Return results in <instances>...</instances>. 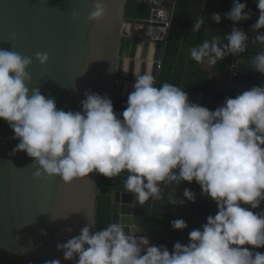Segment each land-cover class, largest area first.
Instances as JSON below:
<instances>
[{
	"label": "clouds",
	"instance_id": "1",
	"mask_svg": "<svg viewBox=\"0 0 264 264\" xmlns=\"http://www.w3.org/2000/svg\"><path fill=\"white\" fill-rule=\"evenodd\" d=\"M251 30L253 43L264 44V0ZM246 3L233 0L224 18L249 20ZM107 14L105 0H92L87 19L100 21ZM218 24L219 13L213 14ZM73 19L79 12L73 10ZM203 21L190 30H199ZM227 43L205 40L191 48L190 58L210 65L228 55L246 51V32L235 26L225 34ZM166 41V40H165ZM164 41V43H165ZM41 65L49 57L36 53ZM33 57L0 49V120L5 121L18 143L12 150L24 152L35 168L34 178L58 176L65 184L97 173L122 181L127 192L143 205L161 199V184L181 182L200 187V194L215 203L201 228L188 233V243L151 245L146 235L125 231L122 219L101 230L86 217L79 235L56 245L64 261L75 264H264V212H254L264 202V86H253L234 98H226L215 110L189 101L184 89L170 83L156 87L148 72L135 76L133 90L119 115L107 96L85 92L81 111L57 109L55 99L29 87L26 69ZM264 76V51L252 59ZM109 72L112 73L109 69ZM183 197L195 202L188 188ZM174 197L170 204H183ZM134 207V206H133ZM64 218H67L65 216ZM55 221L58 218L52 217ZM173 230L187 227L183 219L170 222ZM71 231V229H67ZM45 264H61L59 259Z\"/></svg>",
	"mask_w": 264,
	"mask_h": 264
},
{
	"label": "water",
	"instance_id": "2",
	"mask_svg": "<svg viewBox=\"0 0 264 264\" xmlns=\"http://www.w3.org/2000/svg\"><path fill=\"white\" fill-rule=\"evenodd\" d=\"M126 2L105 0L106 16L90 22L92 0H0V49L33 57L26 69L29 87L54 98L57 109L81 111L87 91L112 103L118 100L124 111L135 76L150 72L156 83L164 43L156 35L158 11L146 18L127 17ZM38 52L48 54L43 65L34 59ZM12 137L0 120V264L53 259L75 264L64 261L56 245L79 235L86 217L95 224L100 175L90 173L67 184L58 176L34 178L31 158L24 152L12 154L18 143ZM126 176L112 178L117 189L110 193L111 223L122 219L126 232L142 235L134 217L135 195L123 187Z\"/></svg>",
	"mask_w": 264,
	"mask_h": 264
},
{
	"label": "trees",
	"instance_id": "3",
	"mask_svg": "<svg viewBox=\"0 0 264 264\" xmlns=\"http://www.w3.org/2000/svg\"><path fill=\"white\" fill-rule=\"evenodd\" d=\"M183 1L179 0L178 6L176 7L174 11V15L171 18V26L169 29V32L166 37V46L162 51V75L160 77V84L162 85L164 79L167 77L166 73V67L167 63L170 60V58L174 57L177 50V46H175V43L177 42V39H175V31H173L174 26L177 25V20L179 21V14H181V11L185 9L183 7ZM207 2L208 8L206 11V16L203 19V23L201 24L199 30L197 32H189L186 33L187 41H190L189 44H187V47L182 49L181 56L183 54L187 53V62L190 65H197L198 63L195 62L190 58V49L193 47L200 46L203 41L207 40L211 42L212 40L209 39V34L211 32L212 21L216 19V17L213 14L219 13L221 15V21L220 25L224 28L223 34L221 38H218V41L220 45H223L227 43L225 34L230 33V30L228 26H238L240 25L241 21L233 25V22L224 18V15L230 11L233 0H205ZM241 3H246L247 0H240ZM180 6V7H179ZM150 13V7L147 5V3L141 1V0H127L125 5V16L127 17H134V18H146L148 17ZM258 17V10L255 8V11L251 14V17L249 20H246L244 22V31L246 32L248 36V40L246 41V51L241 53V62L236 70V74L234 77V87L231 90L230 94L234 98L236 95L240 94L244 90L239 88V83L247 84L251 87L253 86H264V76H262L260 73L255 71L254 65L252 64V59L254 56L261 52L263 50V45L259 42L253 43V38L257 34L256 32L252 31L251 25L256 22V19ZM226 25V26H225ZM261 32H264V29L259 30ZM186 40V39H185ZM221 41V42H220ZM229 59L230 55L226 56L223 60H217L215 67L213 68L216 70L217 73H220L222 75L221 82L224 80L228 73V67H229ZM164 73V74H163ZM160 85V86H161ZM208 86V87H205ZM180 88L184 89L189 94H192L193 96H200L204 95L206 97H210V108L211 110H215L216 108L211 106V101L216 100L222 96V89H221V83L220 87L216 86V84H201L197 85L196 87H199L197 89L190 88L191 85L187 82L182 83ZM208 88L206 91L205 88ZM203 88V89H202ZM113 107L114 111L119 115L123 112V106L120 104L118 100H113ZM97 188L99 189V194L96 197L95 201V231L101 230L107 225L111 223V197L110 193L113 190L114 186L112 184V179L105 178L104 176L100 175V180L97 183ZM167 192V191H165ZM163 199V192L161 191V199H153L152 207L150 204L148 205V202H145V204L140 205L137 202L134 204V217L135 222L142 228V230L153 242L157 243L160 242L166 244V247L169 249V251L172 250L173 245L176 242H180L181 244H184V239L182 238L183 230H173L169 224H165L161 222L160 215L164 213L163 204H161V201ZM207 200L206 196H202L200 193L196 196L195 202H189V205L192 206L190 208L189 213H194L198 216L200 219L203 218V214L206 213L207 216L209 215H215L217 208L215 203L211 205V201L205 202ZM195 203V204H194ZM211 205V206H210ZM168 210V209H167ZM187 211V210H186ZM254 212H264V202L261 203L260 207L257 209H253ZM188 212V211H187ZM151 216L148 217L152 223L153 226L148 224L145 217L148 215ZM192 224H195V228L198 229L201 227L204 222L198 221L197 223H194L193 221H190ZM156 244V246H157ZM163 245V244H162ZM164 246V245H163ZM259 252H264V248L255 249Z\"/></svg>",
	"mask_w": 264,
	"mask_h": 264
},
{
	"label": "crops",
	"instance_id": "4",
	"mask_svg": "<svg viewBox=\"0 0 264 264\" xmlns=\"http://www.w3.org/2000/svg\"><path fill=\"white\" fill-rule=\"evenodd\" d=\"M178 3H179V0H174L172 3L168 2L165 4V7L169 10L171 18L174 15V11L176 7L178 6ZM183 4H184L183 7H185V9L181 11V14H179V21L177 20V25L179 28L177 29V33L176 34L174 33L175 39H177L175 46L178 47L176 50V53H179V54H175L174 57L170 58V60L168 61L167 67H166L167 77L166 79L162 80L163 81L162 83H170V84H173L179 87L182 83L187 82L191 85L190 88L192 89L199 88V87H196L197 85H201V84H206V85L211 84L212 85L214 83L216 84V86L220 87L222 75H220V73H217L216 70L213 69L215 65H210L207 61V58H205L203 63H199L197 65H190L187 62V59H188L187 53L181 56L182 53L180 52H182V49L184 47L186 48L187 44L190 43V41H187L188 38L186 36V33H189V32L192 33V32L198 31V30H190V29L194 22L201 21V20L203 21L204 17L206 16V11L208 8L207 2L205 0H184ZM210 27L211 29H213L211 30V32L214 33V34L212 33L209 34V39H211L212 41L214 39L221 38L223 32H225L224 28L219 23L217 24L215 20L212 21V25H210ZM165 46H166V41L165 43H163L162 51L165 48ZM159 61L162 62V53H161V56L159 57ZM161 75H162V67L158 69L157 81L155 83L156 87H159L161 85L160 84ZM205 87H208V86H205ZM239 88L245 91V90L250 89L251 86L247 84L239 83ZM205 90L207 91L208 88H205ZM189 101L192 103L200 104L201 106H205L209 110H211V108L209 107L210 97H206L204 95L193 96L192 94H189ZM160 187H161V191L163 192V199L161 201V204L164 205L163 206L164 213L161 214L159 218L161 222L165 224H169V222L175 219H183L187 224V227L183 230V233H182L183 234L182 238L184 239V244L186 245L188 243V233L191 230L196 229L195 224H192L190 221H193L194 223H197L198 221L206 223V218L208 216L205 213L203 214V218L200 219L199 217V220H198L199 215H195L194 213H189L190 208H192V206L189 205V201L184 199L183 191L185 188H188L195 194V197H196L200 193V187L198 184H196L195 181H193L190 184L187 182H181L178 186H176L174 182L168 183V184H161ZM174 197L177 199V201L183 200L184 201L183 204L181 205L180 203H177L173 205V204L168 203V201L170 199H173ZM208 201H211V200L207 198L205 202H208ZM135 202H136V197L134 196L133 206ZM147 202H148V205L150 204V206L152 207L153 199L150 198ZM213 203L214 202L211 201V205H213ZM148 217L151 218V216L148 215L145 217V219L148 222V224L151 225L152 227L153 223ZM141 231H142V235H149V233L147 232L146 234L142 230V228H141ZM162 244L166 246V244L164 243L160 244V242H158L157 246H161Z\"/></svg>",
	"mask_w": 264,
	"mask_h": 264
},
{
	"label": "built area",
	"instance_id": "5",
	"mask_svg": "<svg viewBox=\"0 0 264 264\" xmlns=\"http://www.w3.org/2000/svg\"><path fill=\"white\" fill-rule=\"evenodd\" d=\"M150 7V13L154 10H157V14L155 15L157 18V22L161 23L160 26H157V33L156 35L159 37V40L165 41L167 34L169 32L170 26H171V16L169 13V10L165 7V4L170 2L172 3L174 0H141ZM247 7L245 11L251 10V14L255 11L256 4L255 0H247ZM244 22L241 21L240 25L235 26L239 29L244 30ZM233 26H228L229 30L231 31ZM264 50V45H263ZM241 53L236 54L234 56L230 55L229 59V69L226 77L221 82V89H222V96L216 100L211 101V106L217 108L223 105L226 98H233L230 94L231 90L234 87V77L236 74V70L238 69L240 62H241ZM158 69H160L161 62H158L157 65ZM256 251V250H255Z\"/></svg>",
	"mask_w": 264,
	"mask_h": 264
},
{
	"label": "rangeland",
	"instance_id": "6",
	"mask_svg": "<svg viewBox=\"0 0 264 264\" xmlns=\"http://www.w3.org/2000/svg\"><path fill=\"white\" fill-rule=\"evenodd\" d=\"M225 26H226V25H225ZM178 28H179L178 25L174 26V28H173V31H175L174 33L177 32V29H178Z\"/></svg>",
	"mask_w": 264,
	"mask_h": 264
},
{
	"label": "flooded vegetation",
	"instance_id": "7",
	"mask_svg": "<svg viewBox=\"0 0 264 264\" xmlns=\"http://www.w3.org/2000/svg\"><path fill=\"white\" fill-rule=\"evenodd\" d=\"M113 184V183H112ZM113 186H114V188H113V190H116L117 188H116V185L115 184H113ZM120 190V189H119ZM112 192V191H111Z\"/></svg>",
	"mask_w": 264,
	"mask_h": 264
}]
</instances>
